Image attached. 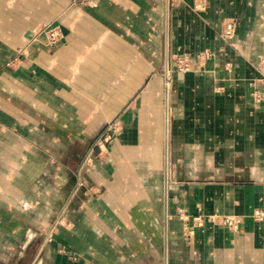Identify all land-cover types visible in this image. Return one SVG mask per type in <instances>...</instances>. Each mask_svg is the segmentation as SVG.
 <instances>
[{
  "label": "crops",
  "instance_id": "1",
  "mask_svg": "<svg viewBox=\"0 0 264 264\" xmlns=\"http://www.w3.org/2000/svg\"><path fill=\"white\" fill-rule=\"evenodd\" d=\"M254 92L264 0H0V264H264Z\"/></svg>",
  "mask_w": 264,
  "mask_h": 264
},
{
  "label": "built area",
  "instance_id": "2",
  "mask_svg": "<svg viewBox=\"0 0 264 264\" xmlns=\"http://www.w3.org/2000/svg\"><path fill=\"white\" fill-rule=\"evenodd\" d=\"M234 35V23L233 22H226L224 24V28L222 30V38L224 40L232 39ZM43 36L44 44L47 46H54L59 43L61 39V31L57 24L53 23H46L43 24L36 32H34V39ZM209 53H205V58L209 57ZM193 59L184 54L182 56H175L168 60L164 66L163 76L165 80V87L169 88L171 76L173 72H189L193 69ZM253 99L255 101H264V93L254 92ZM112 127H108L102 134L99 136L97 142L95 143V147L104 148V143H109L111 141V131ZM114 133V131H113ZM264 217V213L261 210H255L251 218L256 221L262 220ZM197 225L201 226L203 221H208L210 223L219 224L229 231L235 232L237 231L239 225L242 222V219L235 216H211L203 219L200 216L193 218Z\"/></svg>",
  "mask_w": 264,
  "mask_h": 264
},
{
  "label": "rangeland",
  "instance_id": "3",
  "mask_svg": "<svg viewBox=\"0 0 264 264\" xmlns=\"http://www.w3.org/2000/svg\"><path fill=\"white\" fill-rule=\"evenodd\" d=\"M40 27H41V26H40ZM40 27H39V28H40ZM39 28H38V29H39ZM38 29H36V31H37ZM36 31H35V32H36ZM39 37H40V36H39ZM41 37L43 38V36H41ZM43 39H44V38H43ZM112 128H113V127H112ZM113 131H114V130L112 129V131H111V134H112V135H111V140H112V138H113ZM97 140H98V139H97ZM96 142H97V141H96ZM104 144H105V147H106L109 143H104ZM105 147H104V148H100V149H99L98 147H96V149H95L96 151H94L93 153L99 154L102 150L105 149ZM93 153H92V154H93Z\"/></svg>",
  "mask_w": 264,
  "mask_h": 264
}]
</instances>
